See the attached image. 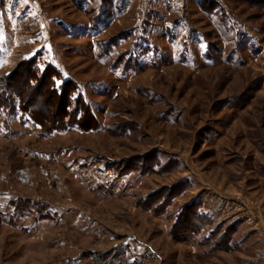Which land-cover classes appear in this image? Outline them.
<instances>
[{
  "label": "rangeland",
  "instance_id": "374dc122",
  "mask_svg": "<svg viewBox=\"0 0 264 264\" xmlns=\"http://www.w3.org/2000/svg\"><path fill=\"white\" fill-rule=\"evenodd\" d=\"M32 60L97 127L0 108V264H264V0H0Z\"/></svg>",
  "mask_w": 264,
  "mask_h": 264
},
{
  "label": "trees",
  "instance_id": "16d2710c",
  "mask_svg": "<svg viewBox=\"0 0 264 264\" xmlns=\"http://www.w3.org/2000/svg\"><path fill=\"white\" fill-rule=\"evenodd\" d=\"M23 65L22 80L17 81L10 74L0 77V108L4 107L12 112L20 110L46 133L65 131L74 126L86 130L97 127L88 104L81 95L76 94L78 88L71 87L73 84L69 80L58 84L62 77L53 65H47L43 71L37 69L33 60ZM7 79L11 81L5 87L2 86ZM26 90V97H22ZM44 99L47 102H43L44 109H41L37 104ZM44 122H48L47 127ZM28 209L29 206H22L24 212ZM34 210L38 209L33 208ZM193 224L194 227L199 225L198 222Z\"/></svg>",
  "mask_w": 264,
  "mask_h": 264
}]
</instances>
